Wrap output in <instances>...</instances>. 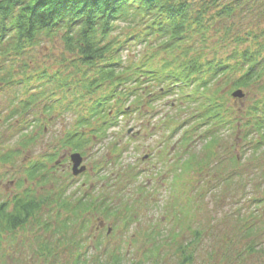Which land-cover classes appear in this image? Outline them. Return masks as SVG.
Listing matches in <instances>:
<instances>
[{"label":"trees","instance_id":"16d2710c","mask_svg":"<svg viewBox=\"0 0 264 264\" xmlns=\"http://www.w3.org/2000/svg\"><path fill=\"white\" fill-rule=\"evenodd\" d=\"M138 47L139 54L132 55ZM33 50L50 56L57 68L32 71ZM15 87L24 97L12 102L4 120L9 127L18 123V130L8 134L18 141L11 147L0 131V186L9 174L3 170L15 168V160L38 145L55 116L71 112L76 117L62 134L54 135L50 152L29 160L17 184L59 182L58 191L37 196L27 187L5 199L0 193V249L6 236L25 229L49 202L66 211L61 233L74 226L87 229L92 217L86 216L92 212L109 220L121 205L125 215L120 219L128 221L132 217L126 212L133 207L125 200L116 204L109 192L97 195L80 186L67 193L65 179L57 178L62 152L87 156L88 148L110 138L120 118H143L148 107L166 99L173 100L174 111L164 127L166 142L180 134L173 146L178 160L172 179L175 173L192 170L197 160L193 149L201 140L209 157L196 161L203 173L226 132L251 144L252 155L264 151V0H0V89ZM239 90L252 97L243 113L227 99ZM184 113L179 122L176 118ZM243 161L231 156V166L238 168L222 180H242ZM258 172L264 179V170ZM142 190L139 187L137 193ZM177 202L173 201L175 208L179 206L176 213L189 212L190 200ZM252 202L257 213L261 201ZM236 219L245 224L232 228L223 238V249L211 253L212 259L220 254L228 264L237 245L241 248H236L233 261L244 264L261 251L264 232L259 217ZM193 234L196 240L180 249L183 264L195 263L198 250L191 245L202 233Z\"/></svg>","mask_w":264,"mask_h":264},{"label":"rangeland","instance_id":"374dc122","mask_svg":"<svg viewBox=\"0 0 264 264\" xmlns=\"http://www.w3.org/2000/svg\"><path fill=\"white\" fill-rule=\"evenodd\" d=\"M251 20L249 18L247 23H251ZM255 23L257 25L259 22ZM46 46L50 48V44ZM139 51V47L134 48L132 55L139 54ZM47 57L33 50L31 70L36 72L46 67L57 68L54 60L49 61L50 56ZM34 85L38 87L40 83L34 82ZM35 87H32V91ZM19 89H0V131L11 147L17 145L18 139L8 137V134L17 131L19 126L15 122L9 127L4 118L12 109V102L18 103L24 97L17 95ZM244 95L241 99L226 96L229 105L239 113H243L251 103L252 97L246 92ZM172 101L161 100L153 108L148 107L147 115L143 118H120L118 127L111 130L109 139L98 141L88 148L87 156L84 157L87 172L81 176L72 175L70 150L63 151L60 156L62 167L57 178L65 179V184L69 186L67 193L79 191L80 186L86 191L91 188L97 195L109 192L114 195L116 204L125 200L133 207L131 213L126 212L132 219H120V216L125 215V206L121 205L117 215L109 220L104 219L100 212H92L86 216L92 217L87 229L81 230L80 226H74L61 233L60 226L66 211L49 202L25 229L14 236H6L0 249V264H116L117 259L120 260L118 264H183L180 249L182 245L196 240L193 233L197 231L202 233V237L191 245V249L198 250L194 264H225L220 254L212 259L211 253L223 249V238L230 236L236 224H245V221H237L236 218L244 216L245 220L251 219L255 214L264 232V179L257 177L258 170H264V151L257 156L252 155L251 144L226 132L219 141L220 147L215 151L217 156H213L215 158L210 160L209 165L204 163L203 173L197 170L196 161H207L209 157L204 154L207 150L202 149L201 140L196 142V148L193 149L197 160L192 170L187 174L175 173L172 179L173 165L178 160L173 146L180 135L177 134L172 142H166L168 133L164 127L174 114L170 108ZM77 109L80 111L82 108ZM186 114L176 119L180 122ZM111 115H114L113 112ZM75 117L71 112L55 116V124L48 125L38 145L26 150L24 155L15 160V168L3 170L9 174L0 186L2 199L13 197L27 187L33 189L37 196L50 197V192L58 191L59 182L50 184L49 181L47 185L27 182L25 187L17 184L24 176L23 171L29 160H36L38 156L50 152L49 146L54 135L62 134L68 122L70 124ZM238 134H241L240 130ZM116 145L118 148L114 149ZM231 156L245 159L239 170L243 178L227 183L222 179H228L231 171L238 168L231 166ZM64 172L67 178L62 177ZM139 187L143 190L137 193ZM182 198L192 203L185 214L180 211L176 213L179 206H173V201L180 203ZM254 199L261 201L257 213H254L253 207L257 205L252 202ZM58 213H61L60 216ZM262 240L261 251L250 256L244 264H264V237ZM236 248L241 247L235 246L230 260L226 261L228 264L237 263V260L233 261Z\"/></svg>","mask_w":264,"mask_h":264},{"label":"water","instance_id":"95a60500","mask_svg":"<svg viewBox=\"0 0 264 264\" xmlns=\"http://www.w3.org/2000/svg\"><path fill=\"white\" fill-rule=\"evenodd\" d=\"M234 98H243L244 94H242V91H236L233 93ZM71 162L73 166V175L78 176L86 171L85 166H80L83 164V158L80 154H72L71 156Z\"/></svg>","mask_w":264,"mask_h":264}]
</instances>
